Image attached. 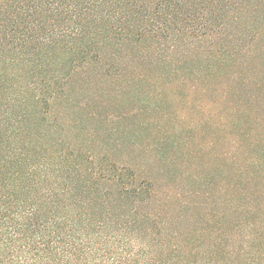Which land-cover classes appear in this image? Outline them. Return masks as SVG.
<instances>
[{"label":"rangeland","instance_id":"374dc122","mask_svg":"<svg viewBox=\"0 0 264 264\" xmlns=\"http://www.w3.org/2000/svg\"><path fill=\"white\" fill-rule=\"evenodd\" d=\"M257 14L249 22L254 39L236 34L224 49L218 38L186 34L99 42L93 57L102 63L79 70L48 106L51 138L82 152L66 164L124 167L134 200L111 195L119 187L113 174L93 189L111 210L147 216L154 257L264 264V18Z\"/></svg>","mask_w":264,"mask_h":264},{"label":"trees","instance_id":"16d2710c","mask_svg":"<svg viewBox=\"0 0 264 264\" xmlns=\"http://www.w3.org/2000/svg\"><path fill=\"white\" fill-rule=\"evenodd\" d=\"M256 13L264 0H0V264H176L152 255L146 215L111 210L93 189L113 174L111 195L134 200L123 166L66 164L82 152L51 138L48 106L102 63L101 42L186 34L224 49L254 39Z\"/></svg>","mask_w":264,"mask_h":264}]
</instances>
